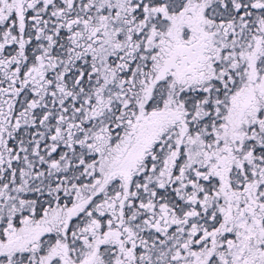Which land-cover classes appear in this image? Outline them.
I'll return each instance as SVG.
<instances>
[{
    "label": "snow or ice",
    "instance_id": "6c2138e0",
    "mask_svg": "<svg viewBox=\"0 0 264 264\" xmlns=\"http://www.w3.org/2000/svg\"><path fill=\"white\" fill-rule=\"evenodd\" d=\"M0 264H264V0H0Z\"/></svg>",
    "mask_w": 264,
    "mask_h": 264
}]
</instances>
